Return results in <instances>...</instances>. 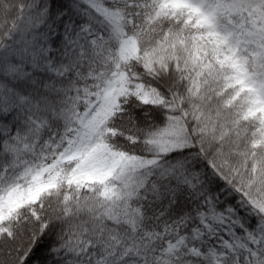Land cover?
<instances>
[{
  "label": "snow or ice",
  "instance_id": "6c2138e0",
  "mask_svg": "<svg viewBox=\"0 0 264 264\" xmlns=\"http://www.w3.org/2000/svg\"><path fill=\"white\" fill-rule=\"evenodd\" d=\"M0 264H264V0H0Z\"/></svg>",
  "mask_w": 264,
  "mask_h": 264
}]
</instances>
